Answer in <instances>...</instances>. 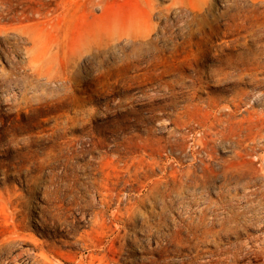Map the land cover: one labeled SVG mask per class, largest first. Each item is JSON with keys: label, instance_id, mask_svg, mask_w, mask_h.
<instances>
[{"label": "rangeland", "instance_id": "1", "mask_svg": "<svg viewBox=\"0 0 264 264\" xmlns=\"http://www.w3.org/2000/svg\"><path fill=\"white\" fill-rule=\"evenodd\" d=\"M0 264H264V0H0Z\"/></svg>", "mask_w": 264, "mask_h": 264}, {"label": "bare ground", "instance_id": "2", "mask_svg": "<svg viewBox=\"0 0 264 264\" xmlns=\"http://www.w3.org/2000/svg\"><path fill=\"white\" fill-rule=\"evenodd\" d=\"M12 93V92H11ZM15 93V92H14ZM259 94H261V93H259ZM257 96V95H256ZM15 98V97H14ZM4 124V123H3ZM3 129V128H2ZM15 142V141H14ZM195 147V146H194ZM189 174V173H188ZM182 175V174H181ZM180 176V175H179ZM183 179V178H182ZM181 179V180H182ZM180 180V181H181ZM184 180V179H183ZM158 181H159V179H158ZM164 181V180H163ZM166 181V180H165ZM161 182H162V179H161ZM155 183V182H154ZM155 185H158V184H154V186ZM181 185H182V183H181ZM155 188V187H154ZM163 188V187H162ZM181 188V187H180ZM179 188V189H180ZM191 188V187H190ZM161 189V188H160ZM152 191H153V187H152ZM155 191V190H154ZM151 193V192H150ZM153 193H155V192H153ZM111 194V193H110ZM139 195V194H138ZM153 195V194H152ZM140 196V195H139ZM161 196V195H160ZM142 197V196H141ZM144 197V196H143ZM146 197V196H145ZM149 197V196H148ZM159 197V196H158ZM161 198V197H160ZM145 199V198H144ZM151 199V198H150ZM113 201V200H112ZM141 201V200H140ZM114 202V201H113ZM120 203V202H119ZM112 205V204H111ZM127 208V207H126ZM134 208V207H133ZM114 209V208H113ZM122 210V209H121ZM129 210V209H128ZM108 211V210H107ZM125 211V210H124ZM105 212V211H104ZM119 212V211H118ZM129 212V211H128ZM134 212H135V210H134ZM119 214V213H118ZM121 214V213H120ZM97 215H101L100 213H98ZM123 215V214H122ZM124 215H125V213H124ZM130 215V214H129ZM102 216V215H101ZM128 216V215H127ZM98 217V216H97ZM117 217V216H116ZM107 218V217H106ZM108 220V219H107ZM118 220V219H117ZM130 220V219H129ZM110 221V220H109ZM191 221H193V220H191ZM115 222V221H114ZM105 223V222H104ZM110 224H111V222H109ZM203 223V222H202ZM65 224V223H64ZM205 224V223H204ZM109 225V224H108ZM116 225V224H115ZM121 225V224H120ZM107 226V225H106ZM106 226H104V227H106ZM125 226V225H124ZM96 227H98V226H96ZM126 227V226H125ZM102 228V227H101ZM109 228V227H108ZM108 228H107V233H108ZM70 229V228H69ZM98 229V228H97ZM110 229H111V227H110ZM115 229V228H114ZM118 229V228H117ZM116 230V229H115ZM207 230V229H206ZM98 232H100V231H98ZM112 232H113V230H112ZM124 232V231H123ZM127 232V231H126ZM201 232V231H200ZM111 234V233H110ZM205 234V233H204ZM99 235H101V234H99ZM107 235H109V234H107ZM106 235V236H107ZM112 235V234H111ZM118 235V234H117ZM122 236H123V233L121 234ZM102 236H103V234H102ZM206 236V235H205ZM114 238H116V237H114ZM121 238V237H120ZM98 240H99V238H97ZM122 239V238H121ZM92 240V239H91ZM103 240V239H102ZM96 241V240H95ZM116 241V240H115ZM115 241H113V242H115ZM94 242V241H93ZM100 243V242H99ZM103 243V242H102ZM107 243V242H106ZM96 245V244H95ZM100 245H101V243H100ZM112 245V244H111ZM114 245V244H113ZM113 248V247H112ZM112 250V249H111ZM55 251H57V250H55ZM57 253H58V251H57ZM59 254V253H58ZM64 254V253H63ZM65 255V254H64ZM63 255V256H64ZM62 256V255H61ZM51 258V257H50ZM63 259V258H62ZM46 260V259H45ZM48 260V259H47ZM43 261V260H42ZM41 261V262H42ZM43 262H45V261H43ZM42 262V263H43ZM47 262V261H46ZM50 262V261H49Z\"/></svg>", "mask_w": 264, "mask_h": 264}]
</instances>
